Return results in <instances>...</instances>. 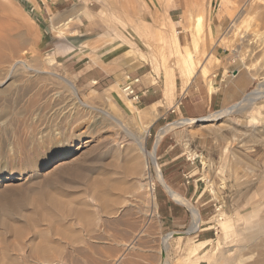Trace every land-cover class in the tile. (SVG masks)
Returning <instances> with one entry per match:
<instances>
[{
  "label": "rangeland",
  "instance_id": "obj_1",
  "mask_svg": "<svg viewBox=\"0 0 264 264\" xmlns=\"http://www.w3.org/2000/svg\"><path fill=\"white\" fill-rule=\"evenodd\" d=\"M30 1L34 3L33 0ZM60 1L61 4L58 6L57 11H50L46 14L42 13V11L38 9V6H28L24 0H0V10L2 11H0V15H8L7 11H9V15L11 14L10 19H15V21L14 19L12 20L14 21L13 23H11L12 21L10 19H8V21L10 23V28H13L14 30V26H17L15 27L14 31H18L14 34V31L11 30L13 33L10 31L11 34H5V36L11 38L14 42L16 41L21 43L13 57L22 58L25 60L27 65L32 63L35 64L38 61L36 65L39 67V70L45 72H48L50 68V66H47L46 59L48 57L54 59L53 69L59 76V78L56 79L57 87L60 89L64 88L71 94V88L62 80V77L73 80L76 89H78L77 95L82 101L87 102V100L93 99L94 102L98 103L100 101V97H98L99 94L104 93V91L110 87H117L124 95L126 101L130 100L132 102V100L126 96L121 89L122 77L127 73L133 74L135 68L140 66V64L147 70L146 78H148V80H152L153 78H156V74L158 75L155 85L160 88H162V77L169 83L172 81L173 75H175V80L181 83L180 77L183 78V74L181 72L182 65L184 63L183 57L188 48L193 47V45L188 41L191 37L194 42L197 40L201 43V40L205 39L207 31L210 33V35H212L211 39L213 41L210 39L207 40L208 42H206V44H209H200L202 47V53L204 49V55L200 52H198V54L195 53L196 56L194 55V63L195 66H197L195 68V72L200 70L201 67L205 65L204 62L209 56V53L213 55V49L219 46L224 50L221 54H225L226 58L232 63V65L248 71L256 78V83L250 90L256 87L259 83L264 82V45H262L263 48L260 45L264 44V39L262 36V40L259 38L255 41V38H252L250 35L252 32L249 31L252 29L251 27H254L256 30L259 29L260 31H264L262 20H258V14L261 9H256L255 11L245 13V6H238L242 4L239 0H236L237 3L233 2V0H199L202 5L201 10L205 16L199 23L194 22L193 19L197 13V9L194 7L195 0ZM231 1L233 4L235 3V5L231 4ZM79 3L83 4L85 11L90 12L93 15L99 14V10L102 9V19H100L98 25L90 26L89 22H87V18H83L84 13H81L75 18L73 17L65 26L53 28L52 19L50 20L52 13L69 11V8L71 9L72 5L76 6ZM253 3L254 6H264V0H254ZM219 4L221 6H226L224 9H228H226L227 11L220 10L222 14L220 16L218 14V9L220 8ZM7 7L8 9H6ZM236 7L238 9H236ZM2 8H4V11ZM232 9L237 11L235 12ZM241 9H243V13ZM231 10L234 13L239 14L232 18L234 14ZM183 13L187 14V20L185 23H183ZM244 13L245 15L247 14L246 19ZM228 15L231 18H229ZM247 17H249V19H247ZM235 18L239 20V24L236 23L237 21ZM215 20H221V30L215 31L213 29V22ZM261 22L262 25H260V27L259 24H261ZM238 25L240 29L237 27ZM183 28L186 29L183 30ZM232 28L238 29L235 31L242 30L244 32H242V37L233 36L232 31L234 29ZM261 28L263 30H261ZM56 29L63 36L59 35ZM174 30L179 31L178 38H176L174 34L172 37ZM245 32L248 34L251 32L249 34L250 36L248 34L245 36ZM257 40H261V43L259 41L257 43ZM210 42L212 43L210 44ZM56 43L60 44L61 49L59 52H57L55 49ZM249 43L251 48L249 47ZM256 43L260 48H257ZM118 44L119 47L117 46ZM244 46L248 48V50ZM243 50H247V53ZM92 55L95 56L93 57ZM34 57L37 58V61L34 59ZM199 58L200 62L197 64L196 61H198ZM75 59L80 60V62L76 64L74 68L76 66H85V69H88L89 67L87 66L89 63L91 65H94L96 61L101 63L99 66H92L95 68L93 70L94 73L101 76L100 80L88 83L86 79L78 78L77 74L73 72L72 67L73 61ZM145 62L152 64L151 66L153 72L151 71L150 66ZM219 62L220 61H212L209 63V73H211L213 65L219 64ZM96 65H98L97 62ZM100 66L107 69L105 70ZM206 72L202 73L206 74ZM168 83L166 84L168 85ZM13 99L14 96L0 98V109L2 105H4L6 102H9L10 100V105L13 111L12 125H0V127L3 125V128H0V246L3 244V249H6V247L8 248L9 245L10 246L8 249H10L13 244L18 243V240H20V236H18V238H16L17 236L13 237L14 234L11 232L14 231L15 226H23L25 222H28V225L31 224L30 221L34 215V219L37 221V223L40 220L38 215L41 212L40 209L36 210L38 211L37 213L34 207H29L28 204H26L29 202V199L31 200L32 198H35L36 200L33 201L36 203L38 199L45 200L47 198L45 196L46 190H49L48 193L59 190L58 188L54 187L52 181L54 180L55 176L53 173L54 169L66 165L70 161L72 154L80 153L85 147L83 144H81V142L74 143L72 152L69 153L65 158H61L62 156H59L55 151L51 154L52 159L49 164L46 163L42 166L35 167H30L28 165L26 166L24 162L27 158L35 161L37 160L39 163L40 160L47 159L48 156L42 157V153H37L34 147L31 151L26 150L29 147L25 141L24 132L26 134L31 129V126H28V129L24 128L19 123V121L15 119L17 117L15 113L18 112L22 102H15ZM132 103L136 106L134 102ZM137 108L139 109V107ZM243 109L234 110L233 112H230L225 118L218 119L216 121L190 122L178 126L174 125L172 128L166 131L172 136V139L177 142V151L182 153L180 157V169L186 172L187 178L189 180H195L198 186H200L201 189H204L206 193V199L208 200L204 210L207 211V213L204 215L203 219L209 220L208 222L204 223V226H211L210 230L212 231V240L207 244L206 247L199 250V254L207 253L205 255L207 257L202 259L203 262L201 264H237V260L234 258L238 259L237 257L240 256V248L244 243V236H246L245 232L248 230L247 226H249V222L246 220L245 216L248 211L251 210L252 203H256L258 206L263 205L262 198H260V191L263 188V183L261 182L264 180V143L260 141L257 135L259 133H264V97L258 99L255 103ZM164 111L165 107L157 116L163 114ZM210 114L204 117H207ZM252 116L256 119H252ZM224 119L229 125L228 128L222 129L221 127H217L215 125ZM57 121V117L55 118L54 116H47L41 118L39 122L34 123L33 127H37V129H39L48 126V128L51 127L53 131L54 127H59V123L57 124ZM151 121L149 122V120H147V125L149 124V128L144 141L146 149L149 151L151 148L150 146H147L146 142L149 138V134H152L153 136V130L150 129ZM85 125V123L80 125V131L85 129ZM137 126V123H134V126L131 125V128L135 130ZM235 129L239 130L236 132L237 136H239L238 140H231V136H233ZM223 137L229 138L230 142L225 144L226 141ZM84 140L85 139L83 138V141ZM21 141L23 145L20 143ZM14 142L16 146L13 145ZM77 146H79V148H76ZM10 147H17L14 150L18 154ZM9 155L11 157H9ZM236 156L238 157V160ZM154 157L156 161L155 163L158 165L159 169H162L160 163L163 161V158H158L157 155H154ZM241 158L242 160L240 161L239 159ZM148 163L151 170L154 193V187L157 184V180L154 178L155 169L154 166H152V161L149 158ZM9 173L13 175L10 180H8L6 176V174ZM57 173L62 174L63 172L57 171ZM65 175V173L62 174V176ZM44 176H47L48 178H44ZM51 176L52 180L50 182L49 178ZM43 181L44 183L49 181L47 184L48 187L45 186L46 184H44ZM35 182L39 184L41 183L39 187L37 183L34 184ZM211 185H213L215 189V195L211 193ZM36 186L37 188H35ZM60 188L61 192H65L63 186ZM32 189L36 191H33ZM41 190H45V194L44 192H41ZM72 191L73 190H70V192ZM31 194H34V197ZM43 196L45 197L42 198ZM17 200H19L18 204L16 203ZM43 200L40 201L43 202ZM147 201L149 203V200ZM189 201L195 208L200 207L201 200L196 201L195 197H193V199ZM18 205H20L19 208H16ZM148 209L152 211V215L150 217H146V222L144 225L146 226V229L145 227L143 228L147 233L146 236L148 235L149 237V241L142 232H139L135 239H146L148 241V245H155V242L159 243L161 236L171 231H176L178 234L171 235V238H169L168 241L167 249L163 250L161 255H158L157 259L153 258V260L155 259L157 261L155 262L154 260L152 263L159 264L162 259H165L169 262V264H177V260L184 257L186 253V247L189 244L199 241L198 236H196L195 232L191 234H185V231L189 226L188 223L180 227L172 228L161 223L159 217L157 216L155 207L152 206L151 208V206H149ZM34 212L37 214H34ZM29 214H31V218L29 217ZM218 214L221 215L222 225L216 220V215ZM27 216L30 218V221L27 220ZM21 219H23L24 222ZM30 228L27 229V227H25L26 230L23 229L24 231H22V235L26 233L28 236L26 234L23 236L21 235V244V241L24 242L26 239L32 236L33 233L31 230H29ZM41 228H43V225H41ZM107 235H110L108 231ZM115 236L125 237L126 233H123L120 229L119 232L118 230L115 231ZM10 242L12 244H10ZM5 243L8 246H6ZM19 253L24 255L23 251H19ZM100 253L102 254L104 251L101 250ZM97 261L100 262V259ZM140 262V264L145 263L143 260H140Z\"/></svg>",
  "mask_w": 264,
  "mask_h": 264
},
{
  "label": "bare ground",
  "instance_id": "obj_2",
  "mask_svg": "<svg viewBox=\"0 0 264 264\" xmlns=\"http://www.w3.org/2000/svg\"><path fill=\"white\" fill-rule=\"evenodd\" d=\"M239 1L242 4L238 6H245V13L255 11L256 9H261L258 14V20L261 19L264 25V6H254V0ZM233 2H236V0H233ZM233 2L231 4H233ZM220 4V8L218 9L219 16L222 15L220 10L222 11L227 9H224L226 6H221ZM233 5H235V3ZM201 6L202 5L199 0L194 1V7L197 9V13L193 17L194 22L199 23L203 17H205L201 10ZM84 8L85 7L83 4L79 3L76 6H72L71 9L69 8V11L59 12L52 15L51 19L53 28L65 26L73 17L75 18L81 13H84L83 18H87V22H89L90 26L98 25L100 19H102V9L99 10V14L93 15L90 12L85 11ZM3 9L4 8H2V10ZM6 9H8V7ZM234 9L232 10L235 11ZM236 9L238 8L236 7ZM242 10L243 9H241V11ZM7 13L8 15H0V98L14 96L13 100L15 102H22L18 112L15 113L17 116L15 119L18 120L24 128L31 126V129L26 134L24 132V138L29 147L26 150L31 151L34 147L37 153H42V157L48 156L47 159H42L39 163L37 160L35 161L27 158L25 159L24 164L30 167L42 166L46 163L49 164L52 159L51 154L55 151L59 156H62L61 158H65L69 153L72 152L74 143L81 142V144H83L85 147L80 153L72 154L70 161L66 165L63 164L64 166L54 169V180L51 179L52 176L49 179L50 182L51 180L53 181L54 187L58 188L59 190H56V192L52 193H48L49 190H44L46 192L45 196L47 198L45 200L40 199L43 200V202L38 199L35 203L34 201L36 199L31 197V195L34 197V194L30 195L32 201L29 199V202L25 203L28 204L29 207H34L35 211L40 209L41 212H39L41 216L38 214L40 220L38 219L39 221L37 223V221L34 219V214H37L38 211H36L37 213L34 212L33 218H31L32 216L30 217V215L33 213L32 211V213L29 214V217L32 219L31 221L27 216V220H29L31 224L28 225V222H25L23 226H15L14 231L10 230L14 234L13 237L17 236L16 238H18V236H20V240L22 231H24L23 229H25V227L28 229L31 226L29 230H31L33 234L24 242L21 241L22 244L20 243V240L17 239L18 243L13 244L10 249H8L10 245L8 246L5 243L8 248L6 247V249H3V244H1L0 264H140V260H143L146 264H153L152 261L157 259L158 255H161L163 250L167 249L168 241L169 238H171L172 233L169 232L161 236L159 243L155 242V245H148L149 237L148 235L146 236V226L144 225L146 222V217H150L152 215V211L148 209L149 206H151V208L152 206L155 207V203L152 202L154 201L153 181L148 158L152 161V166H154L155 169L154 178H156L159 183L165 185L168 194L174 200L181 202L191 211V224L186 232H195L199 226L200 219L196 208L191 205L188 200L184 199L180 194L170 189L168 185L166 186L161 176V171L158 165L155 163L156 161L154 159L155 157L153 152L145 148L144 139L148 132L147 119L149 118L147 115L150 114L145 112L146 109L144 111L142 109H138L130 100L126 101L124 95L117 87H110L104 91V93L99 94L98 97H100V101L98 103L94 102L93 99L87 100V102L82 101L77 95L78 89H76L73 80L62 77V80L71 88V94L64 88L60 89L57 87L56 79L59 78V76L53 69L54 59L49 57L46 59L47 66H50V68L48 72H45L39 70V67L36 65L38 61L35 57L34 59H36L37 62H34L35 64L32 63L29 65H27L25 60L22 58L13 57L21 43L16 41L14 42L11 38L5 36V34H11L10 31H14L15 27H17L14 26V30L13 28H10L8 19L11 18V14L9 15V11H7ZM252 13L255 14L254 12ZM233 14L234 15L232 18L236 17L239 13L233 12ZM229 18L231 17L229 16ZM235 19L237 21L236 23H238L239 17L238 19ZM247 19H249V17H247ZM186 20L187 14L183 13V23H185ZM262 22L259 24V26L262 25ZM237 27L239 28V25ZM251 28L252 29L249 28L250 30H248L251 31L252 34H250L251 32L249 34L252 36V38H255V41L262 36L264 39V31H260L259 29L256 30L254 27ZM262 28L261 30H263ZM185 29L183 28V30ZM236 29L237 28L232 31V35L242 37L243 31H235ZM17 31L18 30L14 31V34ZM178 33V30H174L172 37L174 34V36L178 38ZM208 33L209 32L207 31L205 39L201 40L202 44H206V42H208L207 40L212 38V35ZM58 34L62 35L59 31ZM245 34V36H247L248 33L245 32ZM258 41L259 40H257V43ZM188 42L192 44L193 47L188 48L183 57L184 63L182 65L181 72L183 74L184 81L190 80L195 74V68L197 67L194 63V57L196 56L195 53H202V47L200 46L201 43L199 41L195 40L194 42L190 37ZM211 43L212 42H210V44ZM260 45L262 46L264 44ZM117 46L119 47V44ZM249 47L251 48V45ZM257 48H260L258 47V44ZM246 49L248 50V48ZM215 61L217 60L215 59ZM96 62L98 65L101 64L98 61ZM96 62L94 65H96ZM196 62L198 64L200 62V58ZM207 68L205 65L201 67L202 72H206ZM263 97L264 82H261L248 93H246L242 100L231 107L223 108L220 111L200 119H181L174 124L172 123L173 125H169L168 128L170 129L174 125L178 126L190 122L216 121L218 119L225 118L230 112H233L234 110L249 107L258 99ZM154 107L155 105H153L151 108L154 109ZM147 110H150V108ZM144 112L147 113L146 116L144 115ZM152 112L153 111L151 110V113ZM47 116H54L55 118H58L57 124L59 123V127H54V132L52 131L51 127L48 128V126L39 129H37V127H33L34 123L39 122L41 118ZM251 118L254 120L256 119L253 116ZM47 120L50 121L49 119ZM12 121L13 111L9 100V102H6L4 105H2L0 109V125L4 124L11 126ZM226 122L227 121L224 119L215 125L217 127H221L222 129L228 128L229 125ZM84 123L86 124L85 129L80 131V125ZM134 123H137L138 125L135 130L131 128V125L134 126ZM2 126L0 128H3ZM165 130L166 129L161 130L157 137H160ZM238 131L239 130L237 129L234 130L231 140H238L239 136H237L236 133ZM257 136L260 141L264 143V133H259ZM83 138L85 139L84 141ZM224 139L226 141L225 144L230 142L229 138ZM20 143L22 144V141ZM13 145L16 146L15 142ZM10 148L15 151L14 149L17 147ZM76 148H79V146ZM10 155L9 157L12 156ZM239 160L241 161L242 158ZM57 171H61L66 175L62 176L63 173L58 174ZM6 176L7 179L10 180L13 175L9 173L6 174ZM46 177L47 176H44V178ZM48 182L44 183L46 184V187H48ZM36 183L37 182L34 184ZM261 183H263V188L261 186L262 189L260 191V198H262L263 203H261L263 205L258 206V204L252 203L251 210L248 211L245 216L246 220L249 222V226H247L248 230L245 232L246 236H244L245 244L243 243L244 245L242 244L240 248V256L237 257L238 259L234 258L237 260V264H264V180ZM40 184L37 183L38 187ZM61 186L64 187L65 192L60 191ZM35 188H37V186ZM70 190L73 191L70 192ZM211 190V193L215 195L216 192L213 185H211ZM44 191L41 190V192ZM147 200H149V203ZM17 201L16 203L18 204L19 200ZM19 206L20 205H18L16 208H19ZM216 216V220L221 224V215L218 214ZM21 220L23 221V219ZM41 225H43V228H41ZM143 227H145V229ZM120 229L123 233H126L125 237L115 236V231L118 230L119 232ZM107 231L110 233V235H107ZM139 232L144 233L148 241L146 239L143 240L142 238L140 240L135 239ZM10 244L12 243L10 242ZM204 244L205 241H198L196 243L189 244L186 247V253L184 257L178 259L177 264H198L200 260L207 257L205 256L207 253L199 254V250ZM101 250L104 251V253L101 254ZM19 251H23L24 255L20 254ZM153 258L155 259L153 260ZM98 259H100V262L97 261ZM156 261L157 260H155V262ZM159 264H169V262L165 259H162Z\"/></svg>",
  "mask_w": 264,
  "mask_h": 264
},
{
  "label": "crops",
  "instance_id": "obj_3",
  "mask_svg": "<svg viewBox=\"0 0 264 264\" xmlns=\"http://www.w3.org/2000/svg\"><path fill=\"white\" fill-rule=\"evenodd\" d=\"M24 1L28 6H38V9L46 14L50 11H57L58 6L61 4L60 0H33L34 3L30 0ZM56 13L54 12L52 15ZM213 29L215 31L222 29L221 20H215L213 22ZM55 47L56 51L59 52L61 49L60 44L56 43ZM223 51V48L217 46L213 49V55L209 53V56L205 60L204 63L206 68L209 63L215 61V59L220 61L219 64L213 65L211 73H209V68H207L206 74H203L200 69L196 71L194 76L188 81H184L183 78L179 76L181 83L175 80V75H173V79L169 83L162 77V88L155 85L158 77L157 74L156 78L152 80L146 78L147 70L140 62V66L135 68L133 74L127 73L131 78L138 79L134 84L135 92L138 94L134 103L139 109L143 111L146 109L145 112L150 114L147 115V113L144 112V115L149 117L147 119H150L149 122L153 119L150 125V129L153 130V136L149 134L146 143L147 146H150V151H152L154 155H157L158 158H163V161L160 163L162 166L160 171L166 186L168 185L170 189L180 194L184 199L188 200V202H190L189 200H192L193 197H195L196 201L201 200L200 207L196 208L200 223L195 233L199 241H205L202 248L206 247L212 240L211 226H204V223L209 220L203 219L204 215L207 213V211H204L205 205L208 202L206 193L204 189L198 186L195 180H189L186 172L180 169V157L182 153L177 151V142L172 139V136L166 131L169 129V125H173L181 119L201 118L210 113L237 104L256 83V78L251 75V73L232 65L226 58V55L221 54ZM79 62L80 60L75 59L72 64L73 72L77 74L78 78L86 79L88 83L100 80L101 76L96 75L93 71L95 68L92 67L99 65H91L89 63L87 66L89 67L88 69H85V66H76L74 68ZM145 63L150 66L153 72L151 64L149 62ZM102 68L105 70L107 69L104 67ZM124 75L122 77V82L124 81ZM166 83H168V85ZM153 105H155L154 109L151 108ZM164 107L165 111L163 114L157 116ZM149 108L150 110H147ZM151 110L154 115L151 113ZM148 128L149 124L147 129ZM164 129L166 130L161 136L157 137L158 133ZM153 195L157 216L162 224L172 228L180 227L186 223L190 226L191 211L181 202L174 200L168 194L164 184L157 181ZM190 204L193 205L191 202ZM186 231L185 234H191ZM171 233L176 235V231H171ZM202 262L203 260H200L198 264Z\"/></svg>",
  "mask_w": 264,
  "mask_h": 264
},
{
  "label": "built area",
  "instance_id": "obj_4",
  "mask_svg": "<svg viewBox=\"0 0 264 264\" xmlns=\"http://www.w3.org/2000/svg\"><path fill=\"white\" fill-rule=\"evenodd\" d=\"M137 78H131L128 74L124 75V81L121 83V89L133 102L137 99L138 94L135 92L134 84Z\"/></svg>",
  "mask_w": 264,
  "mask_h": 264
}]
</instances>
